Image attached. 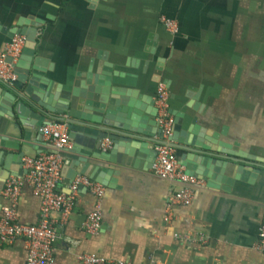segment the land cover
Masks as SVG:
<instances>
[{
    "label": "crops",
    "instance_id": "obj_1",
    "mask_svg": "<svg viewBox=\"0 0 264 264\" xmlns=\"http://www.w3.org/2000/svg\"><path fill=\"white\" fill-rule=\"evenodd\" d=\"M163 16L178 22L179 35L168 33ZM20 18L45 21L38 51L55 68L51 79L72 81L106 54L120 74L115 84L154 102L164 84L173 116H186L187 124L196 117L201 129L221 133L264 167V0H0L1 25L12 28ZM9 42L0 36V51ZM98 164L117 174L114 187L104 186L102 228L84 230L96 197L80 190L66 221L61 213L52 216L54 264H81L87 254L135 264H264V253L255 249L264 219V168L230 191L204 180L192 187L194 201L186 206L172 204L183 184L157 177L152 168ZM63 181L60 189L69 197ZM5 187L0 217L12 206ZM15 206L19 222L38 223L41 200L32 185L22 186ZM188 233L205 234L208 242L176 237ZM27 256L22 239L0 243V264H27Z\"/></svg>",
    "mask_w": 264,
    "mask_h": 264
},
{
    "label": "water",
    "instance_id": "obj_2",
    "mask_svg": "<svg viewBox=\"0 0 264 264\" xmlns=\"http://www.w3.org/2000/svg\"><path fill=\"white\" fill-rule=\"evenodd\" d=\"M44 25L41 19L25 18L12 28L0 24V36L5 39L26 37L15 65V90L5 91L0 86V192L9 177L26 175L24 157L36 158L44 152L62 157L63 183L69 191L72 181L83 176L114 187L112 178L117 174L99 162L152 168L163 135L153 99H144L131 88L115 84L114 78L120 74L106 54L98 56L97 67L92 61L88 70L72 81L51 79L55 68L38 51L37 37ZM7 61L12 63V59ZM188 107L197 111V105ZM174 117L171 144L188 174L209 181L211 187L226 185L225 190L230 191L237 181H254L264 168L255 163L262 160L241 150L238 144L223 141L221 133L201 129L196 117L188 124L186 116ZM47 125L66 126L71 147L58 151L48 143L41 131ZM105 140L111 143L106 151L102 147ZM84 188L88 189L84 186L80 190Z\"/></svg>",
    "mask_w": 264,
    "mask_h": 264
},
{
    "label": "built area",
    "instance_id": "obj_3",
    "mask_svg": "<svg viewBox=\"0 0 264 264\" xmlns=\"http://www.w3.org/2000/svg\"><path fill=\"white\" fill-rule=\"evenodd\" d=\"M163 26L169 34L177 36L181 28L176 20L163 16ZM26 37L16 36L2 51H0V84L9 90H15L18 76L15 65L20 60ZM12 59V63H8ZM170 92L164 84H159L155 98V107L158 110L157 123L162 129V141L157 147V158L153 164V173L161 178L183 184L178 190L172 204L192 205L194 201L193 186L205 185L206 182L188 174L177 156L176 149L171 144L175 117L170 110ZM68 128L62 125H47L41 128L43 137L48 143L57 147V150L70 148ZM110 141L105 140L103 150L110 148ZM27 173L23 177H9L5 182L4 196L12 200L11 207H5L0 217V243L12 244L22 239L27 250V264H54V246L58 240V232L52 219L53 214L61 213L66 221L76 203V198L82 187H87L96 197L95 208L86 217L84 230L90 234H98L102 228L101 199L104 197L103 185L93 182L87 176L77 177L72 181L68 197L60 189L63 180L62 157L53 152H45L36 158L24 157L22 159ZM33 186L34 194L41 200L40 217L37 224L21 223L15 209L22 186ZM170 219V217H168ZM176 237L189 243L206 244L208 237L205 234H177ZM256 251L264 253V219L259 231V240ZM81 264H135L125 260L110 259L94 254H87L81 259Z\"/></svg>",
    "mask_w": 264,
    "mask_h": 264
}]
</instances>
